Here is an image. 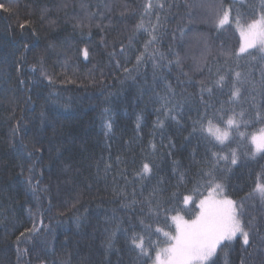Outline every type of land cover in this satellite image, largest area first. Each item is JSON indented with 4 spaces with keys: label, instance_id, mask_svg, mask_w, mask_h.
Here are the masks:
<instances>
[{
    "label": "trees",
    "instance_id": "obj_1",
    "mask_svg": "<svg viewBox=\"0 0 264 264\" xmlns=\"http://www.w3.org/2000/svg\"><path fill=\"white\" fill-rule=\"evenodd\" d=\"M81 2L15 0L17 14L0 13V264H151L138 257L128 239L132 231L141 232L140 219L152 222L145 198L159 187L164 206L181 209L187 218L184 210H195L197 192L207 194L201 169L207 168L211 146L192 133L203 110L200 82L211 87L217 69L235 82L239 72V98L229 101L226 86L204 93V101L243 111L246 118L264 114V53L254 49L239 57L222 55L238 52L236 20L250 22L264 10L261 0H160L165 9L148 12V0H84L86 8ZM217 6L232 10L231 23L223 28L216 27ZM86 12L97 14L93 23L103 31L74 27ZM141 22L143 28L137 29ZM153 35L158 43L145 51ZM171 52L184 58L182 68L163 66L160 53L175 60ZM166 85L176 93L170 99L179 102V123L157 111ZM231 148L238 163L221 162L217 182L227 197L244 202L242 220L255 218L264 236V206L247 199L257 174L264 172V158L252 157L241 140ZM38 149L47 151L41 155ZM143 163L152 168L144 179L137 175ZM33 165L34 187L27 182ZM188 195L192 202L184 205ZM163 215L161 211V223L154 227L169 231ZM34 224L40 229L35 234L30 231ZM225 252L227 264H264L259 238L249 247L237 237ZM219 264H224L222 254Z\"/></svg>",
    "mask_w": 264,
    "mask_h": 264
},
{
    "label": "snow or ice",
    "instance_id": "obj_2",
    "mask_svg": "<svg viewBox=\"0 0 264 264\" xmlns=\"http://www.w3.org/2000/svg\"><path fill=\"white\" fill-rule=\"evenodd\" d=\"M67 6V5H65ZM81 8H86L87 4L82 0ZM211 7L212 5H208ZM159 9L163 11L165 9L164 3L160 0H156L154 4L152 0H148L145 5V12L150 9ZM261 9H264V0H261ZM0 13H7L15 15V0H0ZM123 15V13H121ZM97 16L96 13L86 12L83 19L77 21L74 26L80 28L83 32L85 28L97 27L103 31V26L93 23V19ZM157 24L161 25V17L157 16ZM232 10L230 8H223L217 6L215 23L217 28H223L225 25L231 23ZM237 28L242 43L238 52L234 53H222V55H234L239 57L243 53H248L249 49H256L258 52L264 53V10L256 15L250 22H246L244 25H240L239 20H236ZM25 25L21 24L23 28ZM162 26V25H161ZM137 29L143 28V22L136 25ZM157 29H152L155 32ZM157 42L155 35L151 36L149 41L145 44V51L148 50L149 45ZM171 55L175 57V60H168L163 53H160V60L165 61L164 67H168L175 64L177 68H182L183 59L178 52H171ZM143 53L137 56V63L139 64L143 59ZM155 53L151 54L149 58H152ZM187 53L185 58H187ZM251 55V53H249ZM83 56L87 59L88 50L83 49ZM264 60V55L261 56ZM206 61L202 60L201 63ZM38 63H42L38 61ZM200 67V64L197 65ZM125 71H128L125 69ZM211 73V69H209ZM187 76V73H184ZM241 74L235 73L236 81L229 83L228 74H222L220 69H217L216 79L211 81V87L201 81L200 82V99L203 105V110L200 112L199 119L194 122L193 134H197L203 139L209 148L208 155L205 158L204 163L207 168L201 169L202 177H206L207 194H201L198 204L195 205V210L185 209L187 212V218L185 214H182L181 209L177 207L166 208L164 201L160 196L161 189L156 187L150 193V198H145V203L149 208L147 218L152 221L146 223L145 219L139 220L141 232L132 231L128 236L130 246L134 251L138 252V257H147L151 260V264H219L221 254L224 257V264H227V252L225 249L230 246V243L234 241L238 236L242 240L243 246L253 247L257 238L264 242V236L260 235L259 227L255 223V218L250 219L245 223L242 220L243 201L237 204L236 201L229 199L223 195V185L217 182L216 173L218 166L221 162L225 165H236L238 163V156L235 149L231 148V144L237 142V140L243 141L250 146V155L256 157L259 155L264 158V114L257 112L254 116L245 117L243 111L237 113L233 108H225L224 104H221L219 108L204 101V93L212 95L213 88L223 90L226 86L229 89V101H235L240 96V88L237 87ZM51 80V77H48ZM190 79V78H189ZM23 82V81H21ZM167 94L159 97L161 102L160 109H157L166 119H170L179 123L178 116L180 113L179 102H173L170 97H175L176 93L171 88V85H166ZM231 113V114H229ZM261 125L259 128H255V125ZM157 125L161 128L164 126L162 120H157ZM255 128L254 131H241V128L247 129L249 127ZM109 131H111V122L107 125ZM139 128V124H137ZM171 143V142H170ZM174 146V145H173ZM219 147L220 151H211V148ZM47 151V149H38L37 153L41 154ZM33 153H28L31 157ZM35 165L28 169L29 177L27 182L32 185V174L34 173ZM229 170L230 169H226ZM152 168L148 163H143L140 172L137 173L142 179L147 178L146 174H151ZM178 178L183 180V173H178ZM34 187V185H32ZM47 191V189H44ZM173 197L176 193L172 194ZM247 199H257L262 206H264V172L257 174L256 182L249 193ZM79 197L71 205V208H76L79 203ZM172 199L169 198L168 203H171ZM192 202V196H183L182 203L184 205ZM137 203L135 200L132 204ZM131 205H125L130 207ZM163 212V223L166 224L170 230L165 231L161 227H154L161 223L160 213ZM169 211L175 213L169 217ZM77 223H79V217H75ZM170 221V223H169ZM43 225V220L40 221ZM264 227V225H261ZM46 227V226H45ZM135 228V225L132 226ZM120 229H117V231ZM33 234L40 231L39 228L33 225L30 230ZM127 233V230H124ZM161 234L163 240H152V236ZM250 234L252 243L250 244ZM23 235V233L21 234ZM115 236V231L113 232ZM147 237V244L145 238ZM108 246H112V240L109 238ZM247 251V247L244 249ZM244 264V261H241Z\"/></svg>",
    "mask_w": 264,
    "mask_h": 264
},
{
    "label": "rangeland",
    "instance_id": "obj_3",
    "mask_svg": "<svg viewBox=\"0 0 264 264\" xmlns=\"http://www.w3.org/2000/svg\"><path fill=\"white\" fill-rule=\"evenodd\" d=\"M236 27H237V25H236ZM237 30H238V28H237ZM238 31H239V30H238ZM241 43H242V40H241ZM250 50H254V49H249L248 51H250ZM223 195L226 196L224 192H223ZM226 197H227V196H226ZM228 198L231 199L230 197H228ZM189 204H190V203H189ZM189 204H187V205H189ZM238 237H239V236H238Z\"/></svg>",
    "mask_w": 264,
    "mask_h": 264
}]
</instances>
